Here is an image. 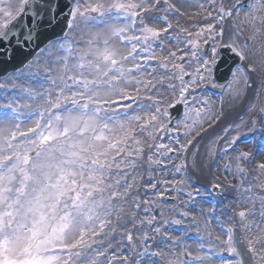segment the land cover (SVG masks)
<instances>
[{
  "label": "snow or ice",
  "instance_id": "snow-or-ice-1",
  "mask_svg": "<svg viewBox=\"0 0 264 264\" xmlns=\"http://www.w3.org/2000/svg\"><path fill=\"white\" fill-rule=\"evenodd\" d=\"M211 3L215 4V0H211ZM57 7L52 0H0V41L9 40L13 35L14 22L25 12L30 11L33 20L37 17L42 20L43 14H53ZM234 7L238 9L239 5ZM169 15H183L170 0H85L84 4L80 0H73L67 27L76 30L83 24L89 31L87 39L83 41L84 47L79 49L67 40L50 42L54 51L48 55L55 57L56 67L49 65L46 69L49 75L45 79L54 89L42 93L15 83V79L27 78L24 73L10 78L9 83H0V89L11 87L17 97L8 100L4 95L2 99L7 102L0 103V264H98V259L105 256L104 251L94 250L92 245L105 228L115 231L112 227L114 213L117 223L124 214V209L117 206L115 201L121 195L126 196L127 191L121 193L118 190L120 178H113V169H120L121 164H129L127 158L132 155V150L128 148L129 141L137 146L141 144L134 135L136 127L133 122L143 121L138 125L141 131L147 127L156 130L159 118L167 116V112L159 107L145 117L128 116L131 104L121 101H135L121 85L140 83L131 76L133 71H140V65L134 63L137 46L143 43L145 47L141 51L147 52L150 40L162 41L163 34L173 29ZM217 15L219 21L223 22L226 16L232 17L234 13L221 4ZM209 17L217 18L211 12ZM257 20L264 24V0L249 5L242 23L255 29ZM137 23L140 25V35L129 36V31H136ZM215 31L216 26L208 23L189 43L198 48L199 38L206 32ZM217 35L222 37L223 29ZM31 38L29 34L27 39ZM120 44L131 46L127 54ZM222 48L230 49L241 60L247 59L244 48L238 50L233 44L212 47L210 58L198 57L202 59L197 68L201 81L212 76L221 58L219 49ZM170 55L175 57L176 53ZM192 55L197 54L193 52ZM128 63L133 66L127 67ZM163 66L167 67V64ZM26 67L30 69L31 63ZM174 67L183 73L182 65ZM53 71L56 72L55 78L51 75ZM251 71H255L252 65L239 67L232 73L233 81L246 84L248 72ZM177 78L183 81V75ZM232 86L230 82L229 87ZM187 91V86L181 87L178 102L185 101ZM236 92L239 94L238 88ZM37 98L43 100V105L36 108L20 102L22 99L33 101ZM25 109L28 111H23ZM190 111L195 115L188 132L203 123L200 109ZM261 112H264V108ZM22 115L25 116L24 122L20 120ZM28 121L31 123L28 124ZM164 127L159 123V128ZM235 127L237 133L227 142L225 151H236L237 155L233 157L235 169L244 174L246 169L243 165L245 162L251 163L254 157L252 152L237 147L238 143L249 141L242 139L244 133L239 131L241 125ZM148 134L151 135L150 132ZM192 143L191 139L187 141L188 145ZM185 150V144H179L178 149H169ZM135 151L139 154L142 149L137 147ZM226 170H229L228 166ZM253 170L264 175V159L256 162ZM116 176L119 177V172ZM214 186L220 187L219 184ZM125 187L129 189L132 186ZM260 187L264 191V184ZM250 191L251 187L245 189V192ZM259 200L264 208V195ZM136 207L139 208V204ZM237 215L241 220L240 228L247 251L253 259L258 258L264 264V247L259 251L257 249L258 245L264 246V228L257 224L255 227L258 231L253 235L252 226L244 222L250 210H241ZM261 216L264 217V211ZM152 222L151 219L147 221L148 224ZM173 223L181 224L182 221ZM154 231L159 233L161 229L155 228ZM234 231V228H228L227 239L223 241L225 247L208 245L205 250L206 245L201 243L195 254L183 247L180 237H169L183 247V251L176 260H169L167 264H211L214 257L224 251L240 257L241 253L235 246ZM164 235L167 236V233ZM125 238L132 242V233L127 231ZM149 239L147 234L140 237L144 244ZM163 255L162 251L150 252L144 247L131 261L125 256L121 264H141L143 256ZM179 256L188 259L180 260ZM112 257L119 259L115 252ZM105 264H112V260H106ZM219 264L230 262L220 260ZM238 264H243V259Z\"/></svg>",
  "mask_w": 264,
  "mask_h": 264
},
{
  "label": "rangeland",
  "instance_id": "rangeland-1",
  "mask_svg": "<svg viewBox=\"0 0 264 264\" xmlns=\"http://www.w3.org/2000/svg\"><path fill=\"white\" fill-rule=\"evenodd\" d=\"M237 0H233L231 7L235 6ZM170 2L175 3L177 5V7L180 8V12L183 13L182 16H172L169 15V20L171 21V23L174 26V30H172V32H169L168 34H163L164 38L163 40H150L149 42H157L160 43L161 46L159 52L156 51L155 48H152L150 51L144 52L143 56L146 58V60H144V62L142 60H139V58L136 56L135 54V60L134 63L135 64H139L140 65V71H133L131 76L135 78V80L140 81V83H128V84H122L121 87L126 88L127 93L134 97L135 93H145V99L149 100V97L147 96L149 94L153 95V99H162V103L166 104V101H171L172 103L174 101H177L180 97L179 93H180V89L183 86H187L188 91L185 93L186 95H188V102H187V107H186V119L182 122L181 125L176 126V128L173 130L174 135L171 136V138L165 142L164 138L167 136V130L166 127L164 128H159V123H162L164 125L165 120H163L162 118H159V123L157 124V128L156 130H154L152 127H147L144 131H141L140 127L138 126L139 124H142L143 121L140 122H133V126L136 127V132L134 133V135L136 136V138L138 140L141 141L140 145H135L133 144L132 141H129L128 144V148L132 150V155L129 156L127 159L129 161L128 165L125 164H121L120 169H113V178H120V188L123 192L127 191V194L129 193V189H126L125 186H123V181L126 183H133L130 182L132 179H135L136 176H138L139 174V159L141 158V154L142 152H144V146H150L152 144H157V148L155 151H153L152 155L150 154L151 158L150 163L148 165V169L152 174V171H161L162 174H166V170H162V168L160 167L161 165L163 166L164 164L166 165V160L170 159L172 157H175L177 154L179 155L180 151H169V149H178L179 145H173L172 144V140L177 138V134L178 132L181 133H185L186 135V139L189 138L196 130H198L203 124H206L207 122H209L212 117L213 114H211V119H206L203 120L202 125H198L196 126L194 131L188 132V126H191L192 123V119L187 121V119L191 118V116L195 115L194 112H192L191 114V104H192V100H196L197 95L196 92L200 89V86L202 84V81L199 79V74L197 73V68L200 67V62L202 61V59H198V57H202V58H210V56L208 57L207 54L204 53L205 47L207 46V44L210 42H212V45L210 46V51H209V55L211 52V48L212 47H216L218 46L221 41L223 39H226L225 37V29L228 26V24L230 23V21H227L226 23L220 22L219 21V17L217 16V9L220 7L221 4H223V6L225 8L226 5L224 3L221 2V0H218L215 5L211 3V0H209L210 5H214L213 10L211 11V14L213 17H217L216 18V26H218L217 31L213 32V33H204L203 36H201L199 38V47L198 48H194L192 44L189 43L190 40H195V37L193 35V33H198L201 31L202 27L201 25H199L197 21H200L201 19L198 17L200 15L199 10H201V8L199 7V5H203V11L201 14L203 15V18H208L209 17V12L205 9H208L209 6L207 5L208 3H206V0H170ZM81 4L85 3V0H80ZM230 5V4H229ZM198 6V7H197ZM230 7V8H231ZM199 9V10H196ZM229 9V8H227ZM196 10V11H195ZM244 11H240L238 10L236 13L234 12V15L230 18L231 22L234 21H238V23L236 24V26H234V28H231V26L229 27L232 30H228V32L234 33V34H238L239 32L242 33H246L247 30H250L251 33H253V38H248L249 43H251V46L255 45L257 43V41H262L264 44V24H261L259 20L256 21L255 24V29H259V31H255V29L251 26V27H243L240 26V14H243ZM163 14V13H162ZM247 24H245L246 26ZM95 27V26H93ZM139 23H137L136 26V31L133 33L132 31H129V33H127L129 36L135 34V35H139ZM181 29H186L187 31L182 32ZM221 29H223L224 31V35L222 37H220L219 35H217ZM220 30V31H218ZM89 29L86 28L83 24L80 25V27L76 30H72L69 36V40H73V46L77 49L84 47L83 41L87 39V33H88ZM216 34V35H215ZM247 34V33H246ZM174 38V39H173ZM173 39V40H172ZM227 41H229L231 43V40L228 39ZM142 44V43H141ZM140 44V45H141ZM163 44H166L167 47L165 50L162 49ZM140 45L137 46V50L139 49ZM120 47L122 49V51H125V54H127V51L130 50V45H126V44H120ZM183 50L182 52H188L185 54H181L183 56H185L184 61L186 62L185 65H182L183 67V73H180L176 68H174V65H179V62L177 60H174L173 62L168 61V58L170 59V53L173 51H180ZM54 51L52 47H50L49 49L45 50L42 54H39L37 56V58L32 62L31 64V68L28 69L26 72H24V74H26V77H31L33 76L35 73L39 72L40 77L45 81L44 84L42 85H34L32 84L29 80L24 79L22 82H18L21 79H15L14 82L17 84H23L24 87H31L36 89L38 92H42V93H46L47 91L53 90L54 86L48 82L45 77L47 75H49L46 71V69L49 67V65H51L53 68L56 67L54 61H55V57H49L48 53ZM162 51V52H161ZM196 52V56H193L192 53ZM57 55H60V53H57ZM161 58V60H158V58ZM178 59V58H177ZM150 60V62H149ZM245 61V60H244ZM256 63L255 61L251 62V64ZM167 64V67H164L163 65ZM198 64V66L195 69V65ZM246 65H250L248 62H245L241 67H244ZM127 67H132L133 64L132 63H128L126 65ZM256 66L258 67H254L255 71H251L248 72V75H251V77H253L255 80L254 82L251 83V81H247L245 84V88H247L248 90L251 89V93L248 95L249 98H253L255 95V98H257V95L260 94V98L257 101L256 104V116L257 119H255L253 122H251V120L246 121V123L249 122V125L253 124V127L251 128H258V127H262L264 126V112H261V109L264 108V58H262V54H261V58L259 59V61H257ZM150 69H152L150 71ZM155 70V71H153ZM201 74V73H200ZM52 77L55 78L56 76V72L53 71L51 73ZM183 75V81H181L180 79H178L177 77ZM206 75V73L204 74ZM190 76V77H189ZM19 76H13L12 78H16ZM192 78V79H191ZM208 83L210 84H216L213 76L209 77L207 79ZM243 82V81H242ZM3 83H9V80L3 82ZM244 83V82H243ZM169 85H174V87H169ZM166 86V87H165ZM230 89V88H229ZM228 89V90H229ZM5 91H8L7 89H4ZM227 90V91H228ZM254 90V91H252ZM253 92V93H252ZM195 94V95H194ZM3 95L6 94H2L0 95V101H1V97ZM8 100H14L17 97L16 96H7ZM157 97V98H156ZM248 98V100H250ZM114 99H116L114 97ZM198 99V98H197ZM5 101V100H2ZM7 102V101H5ZM22 104L24 103H29L32 105L33 108L38 107L43 105V100L42 99H35L33 101H29V100H25L22 99L20 101ZM203 102V104L206 102L203 99H198V105H201V103ZM248 102V101H247ZM203 106V105H202ZM248 106V103H247ZM154 107H151V103H146L144 106L138 108L132 115H140L142 117H145L146 114L148 113H153L154 111ZM253 109V108H251ZM201 110L202 107H201ZM25 112H27L28 110L25 109L23 110ZM185 118V117H184ZM30 124V123H29ZM224 126V125H222ZM246 126V124H242L241 125V129L244 128ZM249 128V130L251 129ZM138 130V132H137ZM248 130V131H249ZM247 131V132H248ZM262 135H264V127H262L260 129ZM151 133V135H149L148 133ZM247 132H243L244 134H246ZM187 133V134H186ZM207 137V136H206ZM205 137V139H206ZM180 139V138H178ZM204 139V140H205ZM203 142V140L201 141ZM198 143V145L196 144V146H194L192 149H197L199 148V146L202 143ZM183 143V142H182ZM181 143V144H182ZM172 144V148L170 147ZM160 145H164L165 147H162L165 149V153L162 154V157L160 156V152L161 150H163ZM175 146V147H173ZM139 147L142 149V151L137 154V152L135 151V149ZM253 150H257V146L256 144H254L252 146V148H248L247 151L252 152L253 157L255 158L254 154L255 151ZM199 149H197L194 154L196 152H198ZM145 153V152H144ZM191 153V152H190ZM221 156L222 158H218L217 159V163H216V170L220 169V173L222 174V179L224 178L225 180H227V182H229L230 184H232L233 186H236L237 184H239L241 182V174L238 173L235 169L234 166V162H233V157H235L237 154H232V153H225V154H220L219 149L214 150L212 152V156H211V161H210V165H213V162L215 161V156ZM145 157V156H142ZM208 158V157H207ZM207 158L205 159L207 161ZM261 159H264V153H260V156L258 158V160L255 161H259ZM158 160H160V163H158ZM187 162V161H186ZM256 162H251L250 164L255 165ZM188 166L191 170L192 173H194L193 171V165L192 163L189 161L188 159ZM226 166H228L229 170H226ZM214 169V170H215ZM254 167L249 166V170L256 175L259 179L257 184L255 185V183H253L251 186L243 185V183H241L239 185V187L232 189V190H226L223 188L224 185H220V189L223 192H227L230 195H238L242 198L245 196H247V198L251 197L253 190H254V194L258 195L260 194H264V191L261 190L260 185L264 184V175H260L259 173H257L256 171L253 170ZM172 172V176H170V178L172 180H174L173 182L169 183V182H163L161 180L158 181H154V184L159 183L162 184V186L160 187V189L155 192V194H157L158 192H163L160 193L161 196H164V193H168L165 195L166 199H171L170 196H174L175 198H180L181 195L184 193L185 197H184V202H185V207L189 210V211H193L195 204L198 205V202H196L195 198H194V193H195V189H193V186H191L183 177V175L180 176H176L173 170H168ZM119 172V177L116 176V173ZM130 175L133 177L131 178ZM153 175V174H152ZM183 180V181H181ZM181 181V182H179ZM216 182V181H215ZM218 183H222L220 181H217ZM153 184V185H154ZM214 184V183H212ZM185 185L187 187H189V189H181V186ZM216 185V184H214ZM249 187H251V191L250 192H245V189H248ZM253 194V195H254ZM246 198V199H247ZM125 204V198L122 197L121 199ZM166 200L162 199V198H158L156 199L155 197V201L154 198L153 200L150 202L147 200L146 204L148 209L152 210V207H154L155 212H158V209L154 206V204H156V206H164L163 204H165L166 206H164V209H162L158 214L155 215V217L153 215L151 216H145L147 219H145L144 217V225H146V228L148 230V223L147 221L149 219H151L153 222L155 223H163L165 226H167L166 228H164L163 230H161L159 233L155 232V235L157 238H160L163 241V247L158 249V252H170L171 254L174 253L173 250H181L183 251V247H187L190 251H192L194 254L196 253L197 246L193 245V246H189L187 243L183 244V247L181 246H174L171 247L169 246V234L167 232V229L172 228V226L175 224L173 223V220L176 221L178 219H182V216L179 214V212H175V209L172 210L171 208H173V206H169L166 204L165 202ZM158 202V203H156ZM115 203L117 204V206L121 207V202L120 200H116ZM163 203V204H161ZM182 205H184V203H181ZM176 208H178V206H176ZM199 208V205H198ZM132 210L135 213L134 210V206L132 205ZM131 210V211H132ZM199 212H203L204 213V219H200L201 215H198V213H196V211L194 212L195 214H197L195 216V220L197 223L191 224L193 229L196 230H202V231H207V228L210 227V224L208 223V221L212 224V226L214 227V223L210 220V217L208 216L207 212H204L203 210L199 211ZM135 217H137V214L135 213ZM176 218V220H175ZM235 220L232 221L233 223L236 222H240L239 224H241V220L239 219V216L237 215V213L234 216ZM138 219V217H137ZM112 221H113V225L112 227L115 228V232H118V234L120 235V239L117 242H114L115 236L114 235H110V232H112L110 229L105 228L103 230V233L101 235H99L98 237L95 238V243L92 245L93 247L96 248V245L100 244L102 247L96 248V250H100V251H105V248L103 246H108L107 249H114V252L116 254V257H118L119 259H112V264H121V259L120 257H122V259L125 257V255L127 257H129V260L131 261L134 257L137 256V253L142 252V249L144 247H141L143 245H145L144 243H140L139 246L135 245L132 242L129 243V241L125 238L126 237V232H121L122 229H126L124 227H121L120 224H123V222L117 223V217L115 215V213L112 216ZM132 219H128V222L126 223V226L128 225H132L131 224ZM141 221V220H140ZM165 221H167V223H165ZM190 222V221H189ZM137 223V220H136ZM191 223V222H190ZM228 224L230 223L227 222ZM250 222H248L249 224ZM251 225V224H250ZM127 226V227H128ZM134 226V225H133ZM130 226V227H133ZM253 228V235H255L257 233V230H254L253 225H251ZM128 228L127 231H130L132 233V235L134 236V231H132L131 228ZM216 231L220 232L218 229L215 228ZM151 231V230H150ZM240 231L243 232V230L240 228ZM152 232V231H151ZM164 233H167V236L164 235ZM145 234H149V233H145ZM221 234V238L224 236L222 232H220ZM138 239H140L141 235L140 234H136ZM153 235L152 234L148 235V237H151ZM241 235H244V233H241ZM236 236V233H235ZM251 238V237H249ZM105 239H107L108 241H111V245H107L106 241H104ZM122 241L125 243V245L122 243ZM244 242L246 243V240L244 238ZM215 243V242H214ZM220 244V243H215ZM261 247H264L262 245H258L257 249L259 251V249ZM121 251V255H119L118 253ZM177 251L175 253V255H178ZM244 254H246V256H248L249 258H251V254L247 251V247L244 251ZM172 257H175L174 255H171ZM155 257H159L161 258V260L164 261V264H167V259H169V256H166L165 254L163 256H152V257H148V256H143L141 258V264H143V262H147L148 264H154L152 262L151 259H154ZM106 260H111L109 259V256H107L105 254L104 257H100L98 259V264H105ZM181 260H184L181 259ZM255 260H259L258 258H256ZM215 264V263H214Z\"/></svg>",
  "mask_w": 264,
  "mask_h": 264
},
{
  "label": "bare ground",
  "instance_id": "bare-ground-1",
  "mask_svg": "<svg viewBox=\"0 0 264 264\" xmlns=\"http://www.w3.org/2000/svg\"><path fill=\"white\" fill-rule=\"evenodd\" d=\"M225 1H228V0H225ZM213 25H215V24H213ZM243 37H245V38H247V37L253 38V34H250L249 33V34H246V36H243ZM243 37H239L238 35L232 33L231 34V37L229 39L233 43V46L238 47V49L244 48V50L246 51L247 56L251 60H253V61H259V59L261 58V54H262V58H264V44H263V42L262 41L261 42L260 41H257V43L255 45H253V46H247L248 41L245 38H243ZM237 88L239 89V94H237V92H236V89ZM250 93H251V91L246 90L243 83H239V84H236L235 83L234 87H232L231 90L228 93H226V95H225V100H226L225 101V108H226V111H224V115H225L224 120H226L227 122H226V124L224 126V130H223L222 134H219L217 136H211L210 139H208L207 141H205V143H203L201 145V150L202 151H206V153L208 154L211 151L212 148L216 147V145L218 144V140H220V137H221V141H224V140H226L229 137L230 134H232V132H233L232 129L233 128L235 129L236 128L235 126L237 125L233 121V116L235 115V113H238L242 109V106H244L246 104V102L248 101L247 100V96ZM206 99L208 101V105H206L205 109L203 110L204 113L200 117V119H202V120H205L207 117H209L215 111H217V107L219 106L218 105V101H219V98L218 97L213 98L211 96H206ZM252 118H254V115L252 113H249V114H247L244 117V121H248L249 119H252ZM191 123H192V121H191ZM213 125H214V121H213L212 127H213ZM227 126H230V130H227ZM219 149H221V148L219 147ZM202 151L195 158L196 159L195 160V164H196V169L195 170L198 172L199 175H201L202 177H205L207 180H215V181L221 180L222 177L220 175V172H219V174L218 173H215L203 161V159L205 157H208V156H206L207 154H204L205 152L202 154ZM244 165H247V162H245ZM159 176L162 178L161 175H159ZM151 178H153V177L150 175L149 176V179H151ZM254 180H255V178H254ZM222 181L225 182L226 185H228L227 180L223 179ZM243 182H245V181H243ZM139 185H140L139 187L144 188V184L140 183ZM118 190L122 193V190H120V189H118ZM142 201H143V198H142ZM180 201L182 202V198H180ZM252 203H253L252 201H249V204L250 205H253ZM253 208L254 209H257L258 206L257 205H254ZM235 210L236 209L234 208V211ZM250 212L252 214L251 216H256V213L255 212H253L251 210H250ZM184 213L188 214L189 211H187L186 209H184ZM129 214H130L129 207L127 205H125L124 214H122V215L123 216H126V215H129ZM190 215H191V222L197 223L196 220H195V216L197 214H195L193 212H190ZM201 215H203V214H201ZM222 216H223V218H226L229 215L223 213ZM208 223H210V222H208ZM139 224H140V222H139ZM134 225H136V223ZM120 226L126 228V229H122L121 232H126L127 231L128 227L126 226V224L123 223V224H120ZM260 228H264V225L263 226H260ZM215 231H216L215 229L213 230V232L211 231L212 232L210 234V239L211 240H214V237H215L214 236V233H215ZM257 231H258V229H257ZM134 233L135 234L142 235V234H145V233H149V230L146 228L145 225L140 224V225H137L134 228ZM216 235H218V234H216ZM133 241H134L135 245H137V246H139L140 243H141V240L138 239L137 236L135 238H133ZM187 244L194 245L193 242H189ZM180 252H182V251H179L178 252V255H179ZM164 254L166 256H169V259H167V261H169V260H176L177 257H178V255H175V253H172L171 254L170 252H165ZM171 255H174L175 257H172ZM179 259L181 260L182 259V256H179ZM143 264H148V263L145 262Z\"/></svg>",
  "mask_w": 264,
  "mask_h": 264
},
{
  "label": "water",
  "instance_id": "water-1",
  "mask_svg": "<svg viewBox=\"0 0 264 264\" xmlns=\"http://www.w3.org/2000/svg\"><path fill=\"white\" fill-rule=\"evenodd\" d=\"M30 24V23H29Z\"/></svg>",
  "mask_w": 264,
  "mask_h": 264
}]
</instances>
